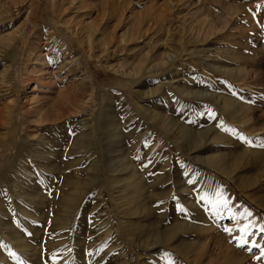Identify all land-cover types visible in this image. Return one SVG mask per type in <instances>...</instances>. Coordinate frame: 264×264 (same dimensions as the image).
<instances>
[{"label":"rangeland","instance_id":"obj_1","mask_svg":"<svg viewBox=\"0 0 264 264\" xmlns=\"http://www.w3.org/2000/svg\"><path fill=\"white\" fill-rule=\"evenodd\" d=\"M261 250L264 0H0V264Z\"/></svg>","mask_w":264,"mask_h":264},{"label":"bare ground","instance_id":"obj_2","mask_svg":"<svg viewBox=\"0 0 264 264\" xmlns=\"http://www.w3.org/2000/svg\"><path fill=\"white\" fill-rule=\"evenodd\" d=\"M78 1H82V0H78ZM73 3V2H72ZM82 3V2H81ZM80 4V3H79ZM78 4V5H79ZM83 4V3H82ZM76 8V7H75ZM83 8H85V7H83ZM61 11V10H60ZM85 14V13H84ZM76 24V23H75ZM90 24V23H89ZM91 25V24H90ZM95 25V24H94ZM89 26V25H88ZM70 27H74L73 26V24L71 23V26ZM82 28V27H81ZM77 29V28H76ZM15 30V29H14ZM74 30H75V28H74ZM17 32V31H16ZM20 32V31H19ZM90 32V31H89ZM16 34H18V33H16ZM91 35V34H90ZM8 36V35H7ZM17 37V36H16ZM16 37H14V38H16ZM91 39V38H90ZM6 41H8V40H6ZM11 41V40H10ZM7 45H8V42H7ZM10 45V44H9ZM32 52V51H31ZM30 52V53H31ZM34 54H35V52H34ZM29 56H30V54H28ZM35 59L36 60H42V57L40 58V56H36L35 57ZM6 79V78H5ZM5 81H7V80H5ZM206 162H207V165H209L210 167H212V168H215V169H217V170H219L220 172H225V170H224V168L222 167V165L220 164V163H216V162H214V158H212V159H207L206 160Z\"/></svg>","mask_w":264,"mask_h":264},{"label":"snow or ice","instance_id":"obj_3","mask_svg":"<svg viewBox=\"0 0 264 264\" xmlns=\"http://www.w3.org/2000/svg\"><path fill=\"white\" fill-rule=\"evenodd\" d=\"M202 199H204V198L202 197ZM225 231L230 233L232 230L226 228ZM246 243H247V240L242 237V238H240V240L238 242V246L242 247ZM261 256H264V250H261ZM257 259H260V257H257Z\"/></svg>","mask_w":264,"mask_h":264}]
</instances>
